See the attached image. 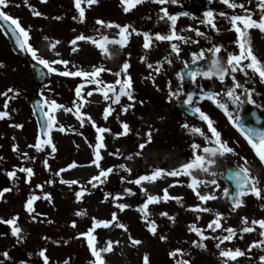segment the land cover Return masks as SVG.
Wrapping results in <instances>:
<instances>
[{"label": "rangeland", "instance_id": "374dc122", "mask_svg": "<svg viewBox=\"0 0 264 264\" xmlns=\"http://www.w3.org/2000/svg\"><path fill=\"white\" fill-rule=\"evenodd\" d=\"M234 2L244 4L248 12L253 11L252 17L258 19L256 0H234ZM28 5L42 15L33 16L25 0H8L7 8L2 10L18 18L20 24L29 31V43L38 50V56L49 61L67 60L69 62L67 66L52 65L58 71H76L77 69L91 71L93 66L110 69L111 71L102 72L99 77L109 84H114L116 80L114 73L120 71L122 63L127 60L130 64L127 71L131 77L132 94L135 98L129 101L127 96H121L118 104L111 105L113 109L111 115L104 119L103 110L110 101L106 102L99 92L86 97L87 102L81 111L90 116L98 127L109 130L101 134L105 147L100 150L102 155L100 164L105 169L109 167L113 169L107 180L92 188L88 181L98 173V169L92 164L96 131L91 123L85 122L82 127L73 113L74 101L77 100L75 88L79 84H84L83 93L86 96V92L96 86L87 84L80 77H64L48 72L47 85L38 87L33 83L29 68L14 55L8 41L0 31V65H2L0 67V111L8 112L6 118L0 119V176L10 180L5 182V185L9 184L7 186L11 187V195L0 198V220H7V212L11 210L10 198L16 197L17 209L27 215L29 221L26 220L23 224L24 220L20 218L21 224L16 225L22 229L20 233L22 240H18L15 236L12 238L19 242L18 248L23 249V256L27 255L28 264H44V258L40 256L41 251L44 252L48 264H90L93 257L88 248L87 238L81 234L88 232L93 218L110 220L113 212L117 214L119 222L126 226L127 231L109 226L98 227L92 233L97 248L105 247L106 242H114L116 238H119L125 246L122 252L111 251L103 254L106 264H143L145 254L148 255L150 264H176V259L180 257L170 258L169 256V253L175 249H182L185 253H189L183 259L190 260L191 264H260L259 257L264 256V246L254 247L250 252L248 247L254 241L261 239L259 227L251 225V221L264 219V199L250 196L242 200V206L233 211V207L228 208L224 205L223 190L219 189L221 184L218 178L225 163H231V154L215 157L216 163L211 168V171L216 173L215 176L199 170H194L192 173L201 181L216 180V185L205 183L198 185V191L202 194L212 193L216 197L203 205L211 210L209 212L196 213L187 208L182 212L179 209L183 208L180 206L191 209L192 206L200 203L187 186L190 177L183 174L176 177L163 175L154 182H144L143 187L146 193H142L139 186L128 182L139 175L149 174L156 168L163 169L168 160H175L182 153H185L190 162L193 158V144L200 145L201 149L211 146L205 145V136L211 137L207 124L201 119L190 122L182 118L177 110V101L181 99L178 70L181 66L193 61V53L207 50L214 44L222 46L218 54L222 61H226L229 50L237 53L239 49L235 44V33L231 30L230 20L220 16L219 13L224 12L227 17H230L243 15L245 11L240 8L229 9L220 0H178L176 4L169 2L164 5L145 0L144 3L125 13L120 0H98V3L92 6L82 5L85 8V21L81 23L73 0H46L43 3L41 0H28ZM161 7L166 8L169 14L178 15L176 31L179 35L188 38V42L172 41L180 49L178 55L172 52L169 42L154 39L156 33L167 35L170 28L166 18H160L163 15L159 11ZM205 11L214 13L218 31L201 23ZM181 12H186L188 15L180 16ZM97 19L120 26L129 25V32L134 28L137 32L149 33L153 37L151 47L146 51L142 47V35L132 33L128 44L123 49L113 45L110 57L101 55L94 45L84 41H79V50L72 52L70 41L80 34L93 38L106 35L109 39H118L117 28H101L95 23ZM98 28L99 32L96 31ZM190 28L199 29L204 36H196L195 31H190ZM249 35L254 55L264 63V34L257 29H250ZM45 37L48 39L46 40ZM56 41L59 43L50 50L49 44ZM259 47L261 51L257 50ZM29 56L33 60L30 54ZM205 58L211 62V54L206 51ZM149 64L152 65L151 68L148 67ZM157 67L160 69L158 73L155 71ZM207 85L208 88H206ZM192 86L195 92L200 89L215 94V77H196ZM9 88L13 91L8 92ZM169 91L178 95L170 97ZM36 94L40 95L43 101H55L63 106L53 113L55 124L48 137L51 144L55 146V152L52 151L51 146L43 143L40 151L32 147L38 137V127L29 97ZM148 95L151 97L149 98ZM216 100L223 104L222 100ZM129 104L132 106L128 107L126 112H122V108ZM189 107L200 108L211 119L213 126L221 134L222 140L228 145L231 139L229 117L218 115L217 104L197 94ZM225 107L229 108L228 105ZM65 108H71L73 112H65ZM45 111H47L46 106ZM57 115L61 118H57ZM122 123L128 124L129 131L126 135H117L123 132ZM17 124L22 127H15ZM184 124H187L188 128L181 127ZM149 125L153 129L152 143L143 150L141 156L128 161L126 157L138 150L137 146L143 142ZM60 126L65 129L64 132L58 130ZM193 127L200 128L203 135L190 132L189 129ZM186 143H189L188 147L185 146ZM13 146L16 147L15 151ZM117 150L118 154H109L117 153ZM244 151L247 152L245 148ZM243 158L245 159L244 156ZM244 159L238 158L237 165L243 164ZM45 161L48 165L47 169L44 166ZM73 163L77 166L72 168L71 173L63 174V171L59 176L56 175L60 169ZM120 164L131 169V172L120 169L118 167ZM20 168H31L33 175L27 177V173L19 171ZM10 171H15L14 178L8 177L7 173ZM257 171L260 175L256 174L259 180L264 182V170L257 166ZM61 179L76 180L78 183L68 185L61 183ZM49 181L52 182L48 183ZM170 185L171 187L178 185L179 189L183 187L181 191H176L175 196H180L181 193L184 196L179 197L180 203H168L161 200L159 203L149 205L147 209L149 219L155 221L157 225V232L152 235L147 231V225L137 209L143 205L147 195L162 197L163 190L170 188ZM260 187L264 189V183ZM81 188H87V191L81 200L77 201L75 192ZM202 188H208V191ZM124 189H131L133 194L129 195ZM105 194H108L107 197ZM33 195L38 198L33 202L34 211L30 215L24 209V205ZM46 195L51 198L50 201L45 198ZM117 196L120 199L114 200L113 197ZM189 198H193L194 202L189 204ZM116 203H124L129 207L120 211L115 207ZM77 212L84 214L78 216ZM161 212H167L169 216L174 217V221L162 217ZM216 213L222 214L223 219L220 221L222 229L231 227L236 233L230 242L225 241L219 249L215 246L218 241L211 237L227 235V232L222 229H217L215 232L207 229L208 223ZM197 216L202 220L210 216V219L205 220L203 225H199ZM242 217H246L249 226L255 229L247 235L241 231L244 227L241 223ZM193 224L209 237L202 241L206 245L204 249L194 247L192 244L193 241L201 242L195 233L188 231L189 226ZM182 226H185V231L182 230L184 229ZM160 236L166 239L161 241ZM129 237L138 239L142 243L133 246ZM0 239L8 240L10 236ZM237 248L245 252V255L239 257L237 261H225L219 256L220 250ZM13 264H22V262L16 259Z\"/></svg>", "mask_w": 264, "mask_h": 264}, {"label": "snow or ice", "instance_id": "6c2138e0", "mask_svg": "<svg viewBox=\"0 0 264 264\" xmlns=\"http://www.w3.org/2000/svg\"><path fill=\"white\" fill-rule=\"evenodd\" d=\"M41 2H46V0H41ZM145 0H120L121 5H123V11L125 13L129 12L131 9L135 8L137 5L144 3ZM152 3H156L159 5H164L167 3H173L176 4L178 0H150ZM220 2L224 5H226L229 9H236L240 8L244 10L247 14L244 15H232L230 17L226 16V13L221 12L219 13L220 16H225L227 19L230 20L231 23V30L235 33V44L239 51L237 53L229 52L227 55L226 61H222L219 57V53L221 52V45H213L211 48L207 50H201L199 53H193V62L204 59L205 57V51L207 53L211 54V62L208 66L207 71H204L203 73H200L199 71H193L189 72L188 75L195 81L197 75H203L205 78H212L216 77L221 82L224 81V78L228 74H235L236 72H242L245 75H247L248 70L253 72L255 75H258L260 78V81L264 83V63H262L258 58L254 55L251 47V40L249 35L250 29H257L260 33L264 34V0H256V7L259 13L258 19H254L252 15L248 12V10L245 8L244 4H237L234 2V0H220ZM98 3V0H73L74 7L76 9V12L78 13L79 21L83 23L85 21V8L82 7V5L92 6L94 4ZM26 6H29L30 11H32L33 16H41L42 14L39 11H36L31 8L30 5H28V0H25ZM8 6V0H0V21H3L5 24L8 25V30L12 32L13 36L16 39V44L21 50H26L32 57L34 61H36L37 64L42 65L44 68L48 70L49 73H56L60 76L64 77H80L83 80L87 82V84L95 85L96 87L93 88L90 91L86 92V96L83 93L84 84H79L75 88V95L77 97V100L74 101V115L75 118L80 122L81 126L87 123H91L92 127L96 131V143L93 147V159L92 164L98 169V173L96 175H93L89 181L88 184L91 185L92 188L97 187L98 183H103L105 180H107L108 176L112 173L113 169L111 167L105 169L101 166L100 161L102 160V155L100 150L105 147L103 143V136L102 133H105L109 131L108 129L104 127H98L94 121H92L91 117L87 114L83 113L81 111V108L84 106V104L87 102L86 97H91L94 92H99V94L103 97V99L106 102L110 103L108 106H106L103 110V118L107 119L113 109L111 107L112 104H118L120 101L121 96H127L129 101H133L135 98L132 94V81L131 77L128 74V69L130 67V64L125 60L121 67L120 71H117L114 73L116 76V80L114 84L105 83L103 80L99 79L100 74L105 71H111L110 69H106L104 67H96L93 66L91 71H84L77 69L76 71H58L56 68H54L52 65H68L67 60L63 59H55L52 61H49L47 59H44L40 56H38V50L33 48L30 43V34L27 29H25L19 22L18 18H14L10 15H8L5 11L2 9L7 8ZM163 15L160 17L161 19H165L169 22L170 28L167 35H161L160 33H156L154 39L156 41H166L170 43L172 52L179 54L180 49L178 48L176 43H172V41H183L188 42V38L179 35L176 31L175 25L178 19V15L169 14L166 8L161 7L159 9ZM180 16H186L188 13L181 12L179 13ZM76 17H74L75 19ZM56 19H59V17H56ZM97 25H99L101 28H117L118 29V39H109L106 35H101L99 38H93L91 36H87L85 34L77 35L73 40L70 41V44L72 45V52H77L79 50L78 48V42L84 41L87 43H90L95 46L96 49L99 50V53L105 57H110L112 53L110 52L108 45H118L120 49H123L126 47L129 41V36L132 33H135L136 35H142L143 37V45L142 47L147 51L152 44L153 37L147 33H140L137 32L136 29L132 28L131 32H129V25H116L113 23H106L105 21L101 19H97L95 21ZM201 23L210 26L213 30L218 31L217 26L215 24L214 20V13L212 11H205L203 13V19ZM190 31H195L196 36H204V33L200 32L199 29H189ZM97 32L100 31V29H96ZM47 40L48 38L45 37ZM193 43H196V41H192ZM59 41H56L54 43L49 44V48L54 49L56 47V44H58ZM59 55V53H57ZM144 59L143 57L141 58ZM247 61V63H245ZM170 63V61H168ZM2 67V65H0ZM149 68L152 67L151 64L148 65ZM185 67H188L187 64H185ZM155 71L158 73L160 71L159 67L155 69ZM233 85L234 87L229 88L226 92V95L230 98L233 105L238 106L239 104L243 103L241 100V95L247 94L248 96V103H253L251 100V91L248 89H244V91L240 94L235 93V88H241L243 87L239 83L236 82L235 76L233 75ZM117 86L118 90H117ZM13 90L11 88L8 89V92H12ZM178 95V93H173L172 91H169V96ZM217 94L214 93H206L203 98H207L209 100H212L213 103L217 104V107L222 109L226 116L229 117L230 123H233V127H236L237 130L241 133L242 136H244L245 140L248 142L250 147L252 148L255 156L260 160L262 164H264V132H256L252 129H245L243 127H239L238 124L235 121L239 120V117L236 116L233 118L232 115L229 114L227 108L224 104L218 103L215 99V96ZM143 103V101H141ZM185 105H191L193 103V97L192 94L189 93L187 98L183 101ZM44 105L47 107V111L42 112L45 116V124H44V131L43 136L48 137L49 130H51L55 124V118L53 113L55 111L63 106L57 104L55 101H44ZM132 105L129 104L128 106L122 108V112H126L128 110V107H131ZM5 108H7V104H5ZM65 112H73V109L71 108H65ZM191 111L193 113H197L199 115V118L204 121L207 124L208 132L211 133V137L205 136V145H211V146H205L201 149V146L198 144H193V158L190 162L183 164L180 169L177 170H171V171H165L161 168H156L152 170L149 174L146 175H139L134 180H129V183H133L140 187V191L142 193H146L145 188L143 187L144 182H154L158 178H160L163 175L176 177L181 174L190 177V182L188 183V187L193 191V193L197 196L198 200L200 201L199 204L192 206L191 211L199 213V212H209L211 211L209 208L204 207L203 205L210 200L216 199L215 195L212 193H201L198 191V185L201 183L205 184H212L216 185V180L213 179L211 181H201L196 179L192 173L194 170H199L203 173L215 176L216 173L211 171V168L213 165H215L216 156H225L227 154H232L233 149L227 145L225 141L222 140L221 134L216 130V128L213 126V122L211 119L201 111L198 107H192ZM8 116L7 111H0V119H4ZM15 127L20 128L21 125L17 124ZM121 127L123 129L122 133H119L117 135H126L129 131V126L127 123H122ZM181 127L188 128L187 124L181 125ZM59 131L64 132L65 129L60 126ZM190 132L194 134H201L200 128H190ZM153 129L151 125H149V130L145 132L143 142L138 144V150L127 156L126 159L131 160L134 157L141 156L143 154V150L152 143L153 141ZM46 144L51 146L52 151L55 152V146L51 144L50 139H44L41 141L40 136L37 137L35 145H32V147H35L37 151L41 150V144ZM16 150V147L13 146V151ZM199 150V151H198ZM110 155H116L117 153H109ZM26 155V154H25ZM241 159H244L243 157ZM248 162L246 159H244V163L241 165H238L235 170L230 172L229 178L234 181L235 184V195L230 197L232 200V206L233 211L242 206V200L240 199L244 195L251 194L257 199H264V189L259 187V179L257 176L252 175L249 167L247 166ZM44 166L47 169L48 165L47 162H44ZM77 165L75 163L68 165V168L76 167ZM120 169H123L126 172H131V169L127 168L124 164H120L118 166ZM66 169H60L56 173L57 176L60 175V172L65 171ZM19 171L27 173V177H31L33 175V170L31 168H20ZM15 171H10L7 173L8 177L14 178L15 177ZM123 179V178H122ZM26 182L27 178H26ZM52 181H49L48 183H51ZM61 183L68 184V185H75L78 182L76 180H63L61 179ZM218 186V185H217ZM37 187H40L37 185ZM171 187V185H170ZM10 191L8 188H4L0 190V198L4 196V193ZM87 191V188H81L79 191L75 192V197L77 201H80L82 196ZM126 193L129 195L133 194L131 192V189H124ZM214 191V190H213ZM225 195L228 194V189H224ZM106 197L108 194H105ZM36 196H30L28 200L26 201L24 208L25 210L31 215L34 211L33 209V202L37 199ZM46 199L49 201L51 198L49 196H45ZM114 200L120 199L119 196L113 197ZM169 199H175L179 202L181 198L179 197H171L167 191V189L163 190V196H154V195H147L146 200L144 201L143 205L138 208L137 210L141 213L142 220L147 225V231L155 235L157 232V225L155 221L149 219V213L147 211L149 205L159 203L161 200L167 202ZM115 207L118 208L120 211H124L129 205L124 203H116ZM83 212H77L76 215H83ZM160 215L162 217H167V219L174 221V217L169 216L167 212H161ZM16 217H13L11 219H8L6 221L0 220V223H6L7 225L11 226V233L13 236L17 237L18 240H22V236H20V233L22 229L16 225ZM35 219V217H33ZM197 219H199V216H197ZM223 219L222 214L216 213L214 215V218L208 223L207 229L211 230L212 232H215L217 229H222V225L220 221ZM241 223L244 225V227L241 229L243 233H250L254 231L255 229L252 226H249L248 220L246 217L241 218ZM251 225L258 226L260 229L259 236L261 237L260 240L254 241L252 244L249 245L248 251L250 252L252 248L254 247H260L264 246V219L260 220H252ZM73 226H75L73 224ZM109 226H115L117 228L123 229L127 231L126 226L123 223H120L117 217V214L113 212L111 214L110 220H96L93 218L92 226L89 228L87 233H82L81 235H84L87 238L88 242V248L91 252V256L93 257V260L90 262V264H106V261L104 259L103 254L109 253L113 251V243L112 241L106 242V246L102 248H97L94 244L95 237L92 235L93 231L98 227H104L107 228ZM189 232L195 233L197 237H199V240L201 242L193 241L192 244L194 247L204 249L206 245L202 242L209 237L205 236L203 231L196 227L194 224L190 225L188 228ZM222 231L227 232V235L223 236H215L211 237L214 240H217L216 247L219 249L220 245L224 243L225 241H231L233 239V236L236 234L235 230L231 227L227 229H222ZM131 244L133 246L139 245L142 243V241L138 239H134L132 237H129ZM161 241L165 240L166 237L160 236ZM3 255L7 258V253H3ZM189 255V253H185L182 249H175L172 252L169 253L170 258H176L180 257L179 259H176V264H191L190 260L183 259L184 256ZM245 255L244 251H241L239 248L232 250V249H226V250H220L219 256L223 258L225 261H237L239 257H242ZM40 256L44 258V264H48L47 258L45 257V254L43 251L40 252ZM260 264H264V256L259 257ZM143 264H150L149 257L147 254L143 257Z\"/></svg>", "mask_w": 264, "mask_h": 264}, {"label": "flooded vegetation", "instance_id": "af4514ba", "mask_svg": "<svg viewBox=\"0 0 264 264\" xmlns=\"http://www.w3.org/2000/svg\"><path fill=\"white\" fill-rule=\"evenodd\" d=\"M249 13L252 16L254 14L253 11ZM257 50L261 51V47H259ZM229 52H231V50H229L228 53ZM259 60L261 61V59ZM233 75L235 76L236 82L243 86L241 88H235V93L240 94L244 91V89L250 90L251 100L253 101V103H248V96L247 94H245V95H241V100L243 101V103L239 104L238 106L232 104V101L226 95V92L228 91L229 88L234 87ZM199 77L205 78L203 75H197V78ZM179 83L181 85V99L183 98L186 99L189 93L192 94L193 100L197 97V94H199V96L204 97L205 94L208 93L207 90H200V89L197 92H195V89L192 86L193 79L187 87H184L179 76ZM215 84H216L215 94H217L215 98L222 100L224 105L229 106L227 110L230 115H233V118H235L236 116L239 117V120L235 121L239 127H243L245 129H252L256 132H264V83L260 81L258 75H255L250 70H248L247 75L238 71L235 74L230 73L226 75L223 82H221L219 79L215 77ZM206 88H208V85L206 86ZM217 113L218 115H225L224 111L220 110L219 108ZM230 132H231V139L228 143V146L233 149V153L231 154V163L229 164L225 163L224 166L230 165L233 167H237L238 158H242L244 156L248 162L247 166L249 167L251 174L254 175L255 172V176H257L258 175L257 166L261 167L264 170V164H262L260 160L255 156L252 148L245 140L244 136L241 135V133L237 130L236 127H233V123H230ZM244 148L247 150L248 153L244 151ZM218 180L219 183L221 184L219 189L220 191L223 190L222 192L224 194V189L226 187L223 184L222 177L219 176ZM9 181L10 180L6 179L4 176L0 177V189L1 190L4 188L10 189V191L4 193V196L7 197L11 195V187L7 186L9 184L5 185V182H9ZM263 183H264L263 181L259 180V187ZM250 196L252 195L251 194L244 195L240 199L244 200ZM10 199L11 201L9 207H11V210L7 212V217H8L7 220L16 217L17 218L16 224L17 223L21 224L20 222L22 221L20 220L21 218L24 220L22 221L23 224H25L26 220L29 221V219L27 215H24L23 212H20L19 209H17L16 206H18V203H16L15 201V199L17 198L11 197ZM227 207L232 208L231 206H227ZM5 226L8 230V233L5 236L0 235V238H7L10 236V239L8 240L0 239V264H13L16 259L21 261L22 264H28L27 255L23 256V249L18 248L19 242L12 238L13 235L11 233V226L7 224ZM5 252L7 253V258L3 255V253Z\"/></svg>", "mask_w": 264, "mask_h": 264}, {"label": "water", "instance_id": "95a60500", "mask_svg": "<svg viewBox=\"0 0 264 264\" xmlns=\"http://www.w3.org/2000/svg\"><path fill=\"white\" fill-rule=\"evenodd\" d=\"M0 29L8 39L11 49L13 53L30 69L32 77H33V82L38 86H45L48 83L49 80V74L44 67L41 65H38L37 63L32 62L29 59L28 52L26 50H21L17 44H16V39L13 36L12 32L8 30V25L5 24L3 21H0ZM209 64L208 63H201L200 61H195L188 65V67H182L180 74L182 77V81L185 85L190 82L192 79L188 73L193 72V71H199L200 73H203L204 71H207ZM33 113L36 118V122L38 124V130H39V136L42 140L47 139V137L43 136V131H44V124H45V116L43 115L42 108L44 111V102L42 98L39 95H32L29 97ZM178 109L180 113L183 116H187L192 120H196L199 118L197 113H193L190 109L186 107V105L183 103V101L178 103ZM52 131L49 130V133ZM49 135V134H48ZM187 163L186 158L182 157L177 161H170L168 162V169L169 170H177L180 169V167ZM235 169L231 167H227L226 170L223 172V178L224 181L226 182L227 189H228V194L224 196L225 198V203L228 205H232V200L230 197L235 195L236 189H235V184L232 179L229 178L230 172ZM2 227V225H0ZM0 233L4 234L5 231L4 229H0Z\"/></svg>", "mask_w": 264, "mask_h": 264}, {"label": "bare ground", "instance_id": "6f19581e", "mask_svg": "<svg viewBox=\"0 0 264 264\" xmlns=\"http://www.w3.org/2000/svg\"><path fill=\"white\" fill-rule=\"evenodd\" d=\"M108 48H109V50H110V52H112L113 51V45L112 46H108ZM143 85H144V82H143ZM148 97L150 98L151 97V95H148ZM57 118H61L59 115H57ZM227 132H228V128H227ZM128 161H130V160H128ZM64 169H66L65 171H64V173L63 174H68V173H71L72 171H73V169L72 168H68V165H66L65 166V168ZM183 189V187H181L180 189L178 188V185L176 186V185H173L172 187H170V188H168L167 189V191H168V193H169V195L171 196V197H183L184 195H183V193H181V195L180 196H175V193H176V191H181ZM202 190H204V191H208V188H202ZM188 201H189V204L190 203H193L194 202V199L193 198H189L188 199ZM165 202V201H164ZM168 203L169 202H171V203H180V202H178L177 200H175V199H169L168 201H167ZM105 205V204H104ZM180 206V205H179ZM180 207H183V208H179L182 212L183 211H185V208H187L188 210H190V208H188L187 206H180ZM215 207H213V209H214ZM191 211V210H190ZM191 212H193V211H191ZM210 219V216H207V217H204L203 218V220L202 219H198V224L199 225H203V223H204V221L205 220H209ZM182 228H184V229H182L183 231H185V226H182ZM187 233V232H186ZM244 235H247L248 233H243ZM124 249H125V246L123 245V243H122V241L121 240H119V238H116L115 239V241H114V243H113V251L114 252H122V251H124ZM112 251V252H113Z\"/></svg>", "mask_w": 264, "mask_h": 264}]
</instances>
